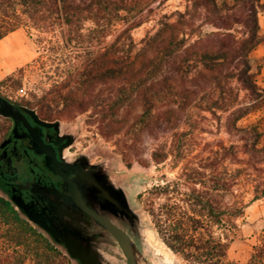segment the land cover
<instances>
[{
	"label": "trees",
	"instance_id": "trees-1",
	"mask_svg": "<svg viewBox=\"0 0 264 264\" xmlns=\"http://www.w3.org/2000/svg\"><path fill=\"white\" fill-rule=\"evenodd\" d=\"M18 1L21 16L0 9V40L28 22L70 51L35 106L93 110L106 134L125 131L134 144L146 133L170 134V148L164 141L154 157L161 163L171 156L181 171L154 188L160 203L148 215L190 264H242L229 259L232 233L264 197V88L253 57L264 43L262 0H185L183 10H169V0ZM151 22L137 41L134 31ZM222 130L228 142L201 147L204 133ZM0 213L19 223L27 255L41 262L28 235L51 252L45 264H78L2 198ZM246 264H264V236Z\"/></svg>",
	"mask_w": 264,
	"mask_h": 264
},
{
	"label": "rangeland",
	"instance_id": "rangeland-1",
	"mask_svg": "<svg viewBox=\"0 0 264 264\" xmlns=\"http://www.w3.org/2000/svg\"><path fill=\"white\" fill-rule=\"evenodd\" d=\"M3 1L5 0H0L1 10L10 11L11 14L17 11V16H21L22 8L18 5V0H11L8 5H4ZM262 2L264 3V0ZM184 5L185 0H169L168 9L183 10ZM259 18L261 33L264 36V8L260 10ZM154 25L155 22H151L136 29L134 36L137 41L144 38ZM54 35L52 32H41L26 22L0 40V93L14 101L30 105H35L44 98L45 93L52 89L55 81L59 80L54 67L67 60L66 57L70 53L69 49L63 46L61 39L55 38ZM111 40L110 38L109 41ZM53 47L58 48L56 53L53 52ZM253 57L259 84L264 88V43L256 49ZM45 106L49 108L43 111L46 115L52 113L63 118L66 127L77 131L80 136L79 148H87L84 154H91L96 159H108L110 169L118 170L125 180V189L131 201L143 213L145 223L153 229V245L163 255L160 256V260L151 259L146 264L166 263L165 256L179 261L180 264H190L166 245L147 213L153 201L156 206L160 203V200L153 195L154 188L163 184L166 179H175L181 171L180 166H174L171 156L161 163H158L154 157L156 149L164 141H169L170 148L171 135L163 131L146 133L140 144H134L125 131L113 135L106 134L97 117H92L93 110L80 113L76 109L68 110L64 104L57 102H46ZM250 122L244 120L241 125ZM216 138L229 141L225 130H222L218 136L206 132L199 140L201 147ZM238 224L239 227L232 233L229 259L246 264L251 258L254 247L261 244L264 236V197L249 205L245 216ZM31 226L36 229L34 224ZM20 236L19 223L12 216L0 213V264H45L44 255H49L51 252L44 243L28 235L25 237L39 253L41 262H38L35 257L26 254L27 248L24 245L18 244ZM44 238L46 239L45 236ZM52 244L67 254L61 245L55 241ZM109 251L116 254L113 250ZM117 256L122 258L119 254Z\"/></svg>",
	"mask_w": 264,
	"mask_h": 264
},
{
	"label": "flooded vegetation",
	"instance_id": "flooded-vegetation-1",
	"mask_svg": "<svg viewBox=\"0 0 264 264\" xmlns=\"http://www.w3.org/2000/svg\"><path fill=\"white\" fill-rule=\"evenodd\" d=\"M0 97L21 113L12 117L0 102V198L52 243L46 227L67 232L77 229L83 235L99 237L98 227L82 210L72 206L71 214L61 217L60 213L71 198V184L86 182L78 172L90 167L107 170L110 161L83 156L87 148H79L80 136L65 126L63 118L48 116L38 106L2 93Z\"/></svg>",
	"mask_w": 264,
	"mask_h": 264
},
{
	"label": "water",
	"instance_id": "water-1",
	"mask_svg": "<svg viewBox=\"0 0 264 264\" xmlns=\"http://www.w3.org/2000/svg\"><path fill=\"white\" fill-rule=\"evenodd\" d=\"M0 102L12 117L21 114L11 102L1 97ZM78 173L86 182L71 184V198L62 205L60 215L71 214L69 209L72 206L82 210L98 227L100 236L83 235L77 229L67 232L46 227L53 240L78 264H146L151 259H160L162 254L153 250V229L145 223L143 213L131 201L119 171L110 168L99 171L90 167L88 171ZM59 174L68 179L66 174ZM88 177L90 181H87Z\"/></svg>",
	"mask_w": 264,
	"mask_h": 264
},
{
	"label": "bare ground",
	"instance_id": "bare-ground-1",
	"mask_svg": "<svg viewBox=\"0 0 264 264\" xmlns=\"http://www.w3.org/2000/svg\"><path fill=\"white\" fill-rule=\"evenodd\" d=\"M10 40V39H9ZM10 41H12V40H10ZM19 44V43H18ZM151 239H152V241H153V236H151ZM158 245V244H157ZM161 247V246H160ZM161 249V248H160ZM154 250L156 251V252H158L159 254H162L161 253V251L156 247V246H154ZM164 252V251H163ZM167 254V253H166ZM172 257V256H171ZM165 259H166V263L165 264H180V262L179 261H177V260H175V259H172V258H169V256L168 257H166L165 256ZM160 260V259H159Z\"/></svg>",
	"mask_w": 264,
	"mask_h": 264
}]
</instances>
